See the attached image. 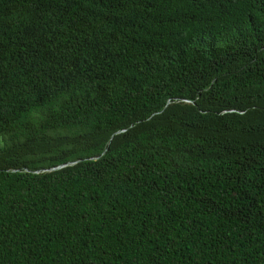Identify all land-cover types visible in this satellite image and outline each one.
Listing matches in <instances>:
<instances>
[{"label":"trees","instance_id":"16d2710c","mask_svg":"<svg viewBox=\"0 0 264 264\" xmlns=\"http://www.w3.org/2000/svg\"><path fill=\"white\" fill-rule=\"evenodd\" d=\"M0 134V264H264V0H0Z\"/></svg>","mask_w":264,"mask_h":264},{"label":"rangeland","instance_id":"374dc122","mask_svg":"<svg viewBox=\"0 0 264 264\" xmlns=\"http://www.w3.org/2000/svg\"><path fill=\"white\" fill-rule=\"evenodd\" d=\"M15 136L11 134H0V145H4L14 140Z\"/></svg>","mask_w":264,"mask_h":264},{"label":"water","instance_id":"95a60500","mask_svg":"<svg viewBox=\"0 0 264 264\" xmlns=\"http://www.w3.org/2000/svg\"><path fill=\"white\" fill-rule=\"evenodd\" d=\"M62 165H58V166H56V167H53V168H51V169H56V168H59V167H61Z\"/></svg>","mask_w":264,"mask_h":264}]
</instances>
